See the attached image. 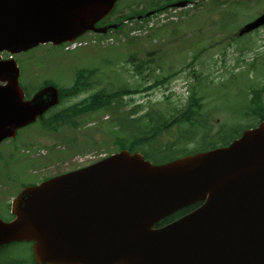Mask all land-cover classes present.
<instances>
[{"label":"water","instance_id":"water-1","mask_svg":"<svg viewBox=\"0 0 264 264\" xmlns=\"http://www.w3.org/2000/svg\"><path fill=\"white\" fill-rule=\"evenodd\" d=\"M115 2L0 0V51L58 45L88 30L104 33L118 24H95ZM263 24L264 11L238 34ZM18 76L13 59L0 60V142L59 101L53 86L25 100ZM10 213L11 220L0 218V246L33 242L37 264H264V120L226 146L162 164L122 149L25 186Z\"/></svg>","mask_w":264,"mask_h":264},{"label":"rangeland","instance_id":"rangeland-1","mask_svg":"<svg viewBox=\"0 0 264 264\" xmlns=\"http://www.w3.org/2000/svg\"><path fill=\"white\" fill-rule=\"evenodd\" d=\"M172 1L176 0H119L105 22L132 19L133 14L151 10L154 4ZM263 10L264 0H202L182 9L163 10L165 16L160 14L157 28L149 29L145 35L131 36L138 34L134 19L120 31L112 30L105 36L103 41L111 40L112 44L104 47L85 46L69 52L64 51L63 45L40 44L18 54L15 59L20 68L19 81L27 95H32L43 81L69 87L76 70L81 68L92 71L88 72V79L94 86L66 96L44 121L21 130L15 140L0 144V217L5 221L11 219L10 201L21 187L117 152L116 139L126 137L128 132H120L121 128L109 121L121 119L136 105L143 106L136 116L155 110L177 115L180 104L190 98L191 91H196V97H200L196 103L201 105L199 114L205 119L203 125L190 130L182 124L161 136L160 141L166 143L172 142L177 132H193L192 139L184 144L175 140L179 149H196L208 141L219 143L217 135L221 129L222 136L234 138L243 127L255 123L254 109L264 107V26L238 38L235 33ZM222 23L227 27H221ZM140 62L146 67L143 75L139 73ZM173 72L175 76H171ZM167 74L169 83L142 89ZM196 75L200 78L196 79ZM105 87L108 92L122 87L138 91L122 98L124 105L116 114L98 111L78 116V127L47 121L56 111L58 114L79 104ZM253 87L261 93L250 100ZM169 92L172 95L167 96ZM128 125L132 127L131 123ZM26 147L31 149L25 155L21 150ZM173 151L172 156L182 155L180 150ZM6 253L2 263L21 258L25 259L20 261L22 264H28L30 244H9Z\"/></svg>","mask_w":264,"mask_h":264},{"label":"trees","instance_id":"trees-1","mask_svg":"<svg viewBox=\"0 0 264 264\" xmlns=\"http://www.w3.org/2000/svg\"><path fill=\"white\" fill-rule=\"evenodd\" d=\"M169 7V4H158L156 5V10H162L166 9ZM143 63H139V68L140 69V75H143L144 70L146 67H142ZM83 70H77L76 71V79L74 81V84L68 88L61 89V94L65 95V91L69 89H74L76 86H79L81 88H88L91 85V82H86L87 77H85ZM168 76L161 79V81L167 80ZM158 83V81H156ZM155 84V83H154ZM152 86V85H150ZM148 86V87H150ZM264 91V85L262 87ZM132 91L136 90H129L128 88H120L116 92L110 93V94H104L102 91L98 92L94 96H91L88 103L83 105V108L78 110V108L75 106L72 108V111L69 113L64 112L58 113L55 117L51 118L50 123H58V120H61L62 123H65L66 121L72 122V125H76L74 120L78 116L84 113H94L96 111H105V110H115V108L112 105L113 100L122 94L125 93H130ZM251 97L250 100L253 99V97L258 98L260 96L261 90L257 89L255 87L250 89ZM198 99L194 98V96L191 95L190 97V102L186 103L180 113L178 115H173V114H166L163 111L155 110V111H148L144 113L141 117L136 118V119H131L132 121V134L127 135L126 137L120 136L116 141L118 142L119 146L118 148H126L130 151H140L145 158L149 159L152 158L154 163H161L168 161L170 159L175 158V156H172L175 152L173 150H180L179 152L183 154L190 153L192 149H187L185 148H178L176 146L175 140H180L181 143H186L188 142V135L187 137L185 136V133L179 132L177 137L172 141V142H162L160 140H157L158 135L160 136L162 132H167L170 131L171 128L174 126L181 125L184 122L188 123V126L191 129H195L199 120L197 118V113L201 107L197 104ZM196 106L194 107L193 110V105ZM114 108V109H113ZM141 108V107H140ZM194 111V116H192V111ZM69 111V110H68ZM135 110H132L130 112L125 113L126 116L124 117V120L128 118L131 114H134ZM254 114L261 117V119H264V107H256L254 109ZM131 113V114H130ZM71 115V116H70ZM146 120V122H144ZM113 124L117 126H123L121 129V132H124V129L127 128L126 125H123L121 121H116ZM135 124V125H134ZM134 125V126H133ZM195 132V131H194ZM131 138V139H129ZM222 140L223 144H227L230 139H227V137H220ZM185 146V145H184ZM215 144L211 142L209 145H202L199 150H206L208 148L214 147ZM143 147V148H142ZM178 152V151H177ZM193 152V151H192ZM167 156V157H166ZM166 157V158H165ZM152 161V160H151ZM199 203L190 205L188 207H185L174 214L164 218L161 222H159V225H163L167 222H170L179 216L191 211L194 209ZM1 207V206H0ZM2 207L0 208V210ZM9 245H4L0 247V256L4 254L7 250ZM20 261L18 259H15L14 261H7L5 264H18ZM28 264H36L32 257L30 260H28Z\"/></svg>","mask_w":264,"mask_h":264}]
</instances>
